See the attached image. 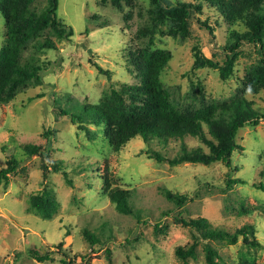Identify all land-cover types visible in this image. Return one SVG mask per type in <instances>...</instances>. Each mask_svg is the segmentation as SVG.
Returning <instances> with one entry per match:
<instances>
[{"label": "rangeland", "instance_id": "rangeland-1", "mask_svg": "<svg viewBox=\"0 0 264 264\" xmlns=\"http://www.w3.org/2000/svg\"><path fill=\"white\" fill-rule=\"evenodd\" d=\"M195 1L158 0V5ZM44 5L45 0H34L27 8L37 14ZM151 10V0H121L119 8L100 0H58V20L72 28L73 36L58 40L47 29L27 42L23 61L44 71L39 82H28L0 105V169L18 160L8 184L0 180V264H61L63 255L75 264H107L108 254L113 264H184L175 256L178 247L193 248L187 264H206L205 242L180 219L202 218L212 229L230 233L250 224L264 246V120L237 131L239 149L229 170L220 162L169 166L149 159L148 153L172 159L183 146L207 153L193 137L167 144L134 139L116 153L98 128L61 113L102 103L124 114L139 112L146 98L140 61L155 54L169 57L157 90L165 92L175 111L191 115L245 96L264 112V90L253 91L251 79L261 64L249 46L241 48L228 79H221L217 69L193 66L198 50L221 64L229 32H242V26H228L203 4L195 18L211 25L213 36L193 25L181 38L169 23L155 25ZM6 32L0 16V50ZM43 39L56 49L35 48ZM29 146H40L49 161L61 162L72 184L52 172L43 180L41 158L25 155ZM234 180L244 183L227 184ZM112 188L131 193L133 215L120 214L111 204ZM166 192L188 200L176 207ZM34 197L48 201L39 209L31 205ZM85 231L98 244L91 246ZM208 243L218 264H264V249L240 239L234 246ZM30 251L50 253L53 260L38 263L28 257Z\"/></svg>", "mask_w": 264, "mask_h": 264}, {"label": "trees", "instance_id": "trees-1", "mask_svg": "<svg viewBox=\"0 0 264 264\" xmlns=\"http://www.w3.org/2000/svg\"><path fill=\"white\" fill-rule=\"evenodd\" d=\"M34 0H0V16L6 23V40L4 47L0 50V105L8 103L15 92L28 82L41 80L44 71L39 66L23 61L22 54L26 50L28 41L35 39L38 35L49 29L58 40L69 41L73 36V30L58 20V0H45V5L39 13L30 11L27 7ZM121 0H100L102 4L109 2L113 7L119 8ZM154 10H151L152 21L155 25L169 23L173 35L186 38L190 35L193 25L199 30L208 32L213 36V28L207 22H200L196 16L200 15L203 4H207L216 11L222 20L233 27L240 25L244 28L242 32L231 30L227 40L222 47L223 62L220 64L212 55L211 58L203 56L202 51L195 53L194 67L207 66L217 69L221 79H228L235 68V61L241 53L243 46H249L257 56L261 67L254 72L253 91L264 90V0H197L193 3H180L172 8H161L158 0H151ZM39 50H55L51 40H37L34 45ZM169 61L164 54L147 56L140 61L142 85L146 98L139 112L124 114L107 103L94 106L80 107L75 111H62V115L69 116L76 122L85 121L98 128L104 134L114 152H119L134 139H140L145 144L156 141L158 144H167L172 141H183L187 137L198 139L207 148V153L201 149L187 150L182 147L180 155L169 159L157 153H148L149 159L169 166L181 164L210 165L216 162L224 164L229 170L231 168V155L239 149L235 138L237 131L245 125H257L264 120V112L254 107L245 96L233 100L223 106H209L196 110L191 115H183L166 102L165 92L157 90L160 87V75ZM257 87V88H256ZM205 127L211 136L206 137L203 131ZM27 157L39 156L41 158L42 178L46 180L50 172L61 174L65 183L71 185L68 175L64 171L61 162L49 161L44 149L40 146H29L26 150ZM18 160H13L6 168L0 169V180L8 184V176L13 174L17 168ZM243 184L241 180L229 181L227 184ZM263 189V186H259ZM131 193L128 191L112 188L108 192V198L115 209L123 215H133L130 201ZM166 196L176 207H181L187 202L185 196H172L166 192ZM48 198L31 199V205L43 203ZM186 228L197 232L204 243L205 263L218 264V255L208 242H219L226 246H234L240 239L242 244L253 248H262L255 237L254 226L245 224L234 232L212 229L207 220L199 218L192 220H176ZM85 239L90 245L98 244L97 239L87 231L84 232ZM196 244V243H194ZM192 244V246H194ZM193 248L185 251L182 247L175 250L178 260L187 264V259L192 256ZM28 257L38 263L52 262L51 254H39L35 251L28 252ZM79 258V257H78ZM76 258V259H78ZM80 259V258H79ZM82 259V258H81ZM61 264H75L74 260L66 259L63 255ZM107 264H113L109 254Z\"/></svg>", "mask_w": 264, "mask_h": 264}]
</instances>
